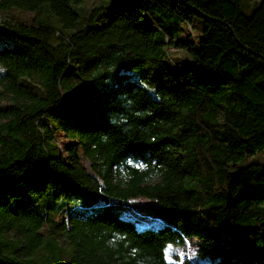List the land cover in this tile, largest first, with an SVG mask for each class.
I'll return each mask as SVG.
<instances>
[{
	"label": "trees",
	"instance_id": "16d2710c",
	"mask_svg": "<svg viewBox=\"0 0 264 264\" xmlns=\"http://www.w3.org/2000/svg\"><path fill=\"white\" fill-rule=\"evenodd\" d=\"M86 1L0 0V264H264V0Z\"/></svg>",
	"mask_w": 264,
	"mask_h": 264
},
{
	"label": "rangeland",
	"instance_id": "374dc122",
	"mask_svg": "<svg viewBox=\"0 0 264 264\" xmlns=\"http://www.w3.org/2000/svg\"><path fill=\"white\" fill-rule=\"evenodd\" d=\"M112 3V0H87L85 5H83V8L85 11H89V10H95V9H101L103 8L102 11H100V13L98 15H101L106 7H108L110 4ZM255 10V3L252 0H245L243 7H242V12L244 13V15L246 17H251L253 12ZM8 16L15 18L19 21H23V22H28V23H32L36 20H40L43 22H52L54 24H57V18L55 16L51 17L48 13H31V12H25L19 9H1L0 8V21H5L7 18H9ZM190 27H191V31H190ZM203 30H204V23L203 20L196 18L192 24H188L185 22H180L178 23V32L176 33V38L178 39V41H183L185 43L188 42H193L195 44L196 47H198V43L200 40V37L203 34ZM4 39L1 38L0 36V48H2L5 44H4ZM10 45V44H9ZM170 56L177 61L180 60V62H184L187 61V55L184 51L181 50H175L174 52H172L170 54ZM169 67V66H168ZM146 72H149V68H144L141 71L137 72L138 74H145ZM130 75H134V72H129ZM58 138V145H60V147L62 149H64L63 146V142L62 139L59 136H56ZM64 153V150H63ZM248 164H261L264 165V152L257 154L255 157H253L252 159L248 160ZM159 209V207L148 200L145 199H138L135 201L130 202L129 204L126 205V208L124 209V212H127L128 210L130 211H134L137 213H140V215H142L143 217L149 219V220H154L155 219V215L154 213L157 212ZM59 220V219H57ZM47 230H44L43 233L46 234ZM196 237H194L193 239H195ZM190 240L184 247L181 248H173L170 250L171 247L168 248L167 250V254H169V264H176V260L173 258L175 255H179V258H181L180 260L182 261V259H189V261H193V263L195 262V264H211V262L209 261H203L200 259H197L196 256L194 255L195 253V246H196V240ZM188 264H192V263H188Z\"/></svg>",
	"mask_w": 264,
	"mask_h": 264
},
{
	"label": "built area",
	"instance_id": "2783aa9c",
	"mask_svg": "<svg viewBox=\"0 0 264 264\" xmlns=\"http://www.w3.org/2000/svg\"><path fill=\"white\" fill-rule=\"evenodd\" d=\"M116 206V204H114ZM127 204H117V207H120L123 211L126 208ZM126 215H128L129 217H131L132 219H134V221L139 224L141 227L147 228L150 227L152 225L151 222H157L162 223L161 219L155 217L154 220H149L145 217H143L142 215H140V213L134 212V211H130L128 210L127 212H124ZM184 259H182L183 261Z\"/></svg>",
	"mask_w": 264,
	"mask_h": 264
},
{
	"label": "bare ground",
	"instance_id": "6f19581e",
	"mask_svg": "<svg viewBox=\"0 0 264 264\" xmlns=\"http://www.w3.org/2000/svg\"><path fill=\"white\" fill-rule=\"evenodd\" d=\"M152 223V225L151 226H154V225H156V224H158L157 222H151ZM139 227H141L139 224H137ZM150 226V227H151ZM158 226V225H157ZM160 226V225H159ZM155 227V226H154ZM153 228V227H152Z\"/></svg>",
	"mask_w": 264,
	"mask_h": 264
},
{
	"label": "water",
	"instance_id": "95a60500",
	"mask_svg": "<svg viewBox=\"0 0 264 264\" xmlns=\"http://www.w3.org/2000/svg\"><path fill=\"white\" fill-rule=\"evenodd\" d=\"M234 34V33H233ZM235 38H236V36H235ZM236 40H237V38H236ZM242 47H244V46H242ZM246 50H248V51H250L251 52V50L250 49H248V48H246V47H244Z\"/></svg>",
	"mask_w": 264,
	"mask_h": 264
}]
</instances>
